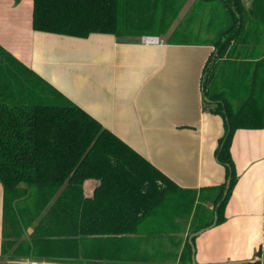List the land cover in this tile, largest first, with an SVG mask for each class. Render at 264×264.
I'll return each mask as SVG.
<instances>
[{
  "label": "trees",
  "instance_id": "16d2710c",
  "mask_svg": "<svg viewBox=\"0 0 264 264\" xmlns=\"http://www.w3.org/2000/svg\"><path fill=\"white\" fill-rule=\"evenodd\" d=\"M32 2L37 32L212 47L202 93L224 121L216 156L231 183L225 198L226 183L180 187L0 45L1 255L59 264H192L190 236L216 216L217 226L227 220L239 180L236 132L264 130V0H194L188 8L190 0ZM92 180L98 183L87 197L84 185Z\"/></svg>",
  "mask_w": 264,
  "mask_h": 264
},
{
  "label": "crops",
  "instance_id": "0c3cea01",
  "mask_svg": "<svg viewBox=\"0 0 264 264\" xmlns=\"http://www.w3.org/2000/svg\"><path fill=\"white\" fill-rule=\"evenodd\" d=\"M21 5L0 0V45L5 50L180 187L200 190L227 182L226 168L216 156L224 121L204 105L202 93L212 47L37 32L33 2L31 13H20ZM231 152L239 180L227 220L197 237L196 264H254L264 258V130H238ZM96 186L86 196H93ZM3 193L0 184V264H20L29 259L11 261L1 255Z\"/></svg>",
  "mask_w": 264,
  "mask_h": 264
},
{
  "label": "rangeland",
  "instance_id": "374dc122",
  "mask_svg": "<svg viewBox=\"0 0 264 264\" xmlns=\"http://www.w3.org/2000/svg\"><path fill=\"white\" fill-rule=\"evenodd\" d=\"M15 1V4L16 5H20V4H22L21 5V10H20V13H22L23 11L24 12H28L29 10V12L31 13L32 12V0H22V1H17V0H14ZM194 0H190V3L188 4V6H187V8L191 5V3L193 2ZM249 1L250 0H245V2L247 3V4H249ZM187 8H185V10H184V13L186 12V10H187ZM183 13V14H184ZM162 41H165L164 39H163V37L162 38H160ZM97 181H94V180H92V181H90L89 182V184H88V188H86L85 190V193L87 192L88 194H89V190H90V188H93V185H97ZM86 193V194H87ZM87 194V195H88ZM87 197H91V196H87ZM42 261H45V262H47V263H52V264H55L54 262H52V261H50V260H42ZM59 264V263H58ZM74 264H92V263H89V262H81V263H77L76 261H75V263ZM100 264H121V263H112V262H105V263H100ZM122 264H140V263H138V262H126V263H122Z\"/></svg>",
  "mask_w": 264,
  "mask_h": 264
},
{
  "label": "built area",
  "instance_id": "2783aa9c",
  "mask_svg": "<svg viewBox=\"0 0 264 264\" xmlns=\"http://www.w3.org/2000/svg\"><path fill=\"white\" fill-rule=\"evenodd\" d=\"M163 42L164 41H162L160 37H155V36H143L141 38V43L144 45H160L163 44ZM258 262L260 264H264V258H261ZM20 264H46V263L39 260H28V261H22Z\"/></svg>",
  "mask_w": 264,
  "mask_h": 264
},
{
  "label": "water",
  "instance_id": "95a60500",
  "mask_svg": "<svg viewBox=\"0 0 264 264\" xmlns=\"http://www.w3.org/2000/svg\"><path fill=\"white\" fill-rule=\"evenodd\" d=\"M230 183H231V178H229L226 182V191H225V195H224V198L227 196L228 194V191H229V188H230ZM217 226V216L215 217V221L213 223V226H210L206 229H202L194 234H192L189 238V242L191 243L192 245V251H193V254H192V264H196V247H195V243H193V239L194 238H197L199 237L202 233L210 230L211 228Z\"/></svg>",
  "mask_w": 264,
  "mask_h": 264
}]
</instances>
